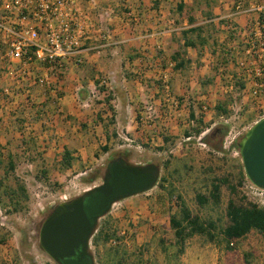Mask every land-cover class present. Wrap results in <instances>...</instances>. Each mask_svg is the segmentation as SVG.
Segmentation results:
<instances>
[{"label":"rangeland","instance_id":"1","mask_svg":"<svg viewBox=\"0 0 264 264\" xmlns=\"http://www.w3.org/2000/svg\"><path fill=\"white\" fill-rule=\"evenodd\" d=\"M109 4L115 13L109 46L101 55L109 58L96 56L97 65L106 63L105 70H96L91 62L44 89L31 85L39 72L11 75L0 65V264H57L40 248L44 220L56 205L102 185L108 163L120 157L134 165H159V183L163 178L168 182L165 188L157 184L112 205L91 240L94 264H264L262 234L252 231L232 242L230 249L219 230L229 224V200L244 206L257 201L246 188L250 181L242 178L246 173L239 150L218 152L210 145L201 147L194 138L186 140L187 132L194 133L192 111L207 123L214 122V128L229 126L238 142L264 117V93L253 94L257 87L249 74L248 54L234 53L241 67L226 55L249 37L252 29L247 27L258 21L264 0H110ZM191 26L205 27L208 44L190 48L184 57H190L192 64L176 69L172 55L184 41L183 30ZM253 30L255 37L263 38L264 47V36L257 27ZM233 72H245L249 81L242 100L230 102L234 110L226 122L216 117L214 109L218 101H230L227 96L238 97ZM7 87L10 95L5 93ZM65 148L76 159L70 169L59 162ZM9 154L16 164L12 173L6 171ZM215 177H228L237 193L232 195L224 185L220 205L202 207L196 197L209 195ZM18 183L25 187L23 196L14 194ZM177 195L193 215L216 221L219 227L216 242L195 236L180 258L175 256L170 224L179 209ZM16 200L21 201L17 211ZM104 228L116 236L95 245L94 238Z\"/></svg>","mask_w":264,"mask_h":264},{"label":"built area","instance_id":"2","mask_svg":"<svg viewBox=\"0 0 264 264\" xmlns=\"http://www.w3.org/2000/svg\"><path fill=\"white\" fill-rule=\"evenodd\" d=\"M109 1L0 0V65L11 75L20 72L33 76L37 71L40 75L32 77L31 85L55 87L57 79L61 82L65 74L91 63L93 56H101L109 46L115 13ZM129 16L136 21L131 13ZM5 93L10 95L9 87ZM208 132L210 129L186 140L194 138L201 147L208 148L203 141ZM237 140L238 134L230 129L224 150L233 148ZM246 188L250 196L257 198L255 203L264 208V189L250 182Z\"/></svg>","mask_w":264,"mask_h":264},{"label":"trees","instance_id":"3","mask_svg":"<svg viewBox=\"0 0 264 264\" xmlns=\"http://www.w3.org/2000/svg\"><path fill=\"white\" fill-rule=\"evenodd\" d=\"M264 10V9H263ZM261 10L260 17L257 22L251 24V26L247 27L248 30H251V33L249 37H247L244 42L240 43L237 47V49H230L226 52L228 54V58H234V53L237 54L238 52H244L248 54V57L250 58V64L252 65V68L249 70V74L251 77H253L254 80V88L257 87V94L264 93V47L261 45L262 37H255L256 33L253 30L255 27H257L260 31V36H264V12ZM194 19H190V24H194ZM225 23H229V21H225ZM235 27H238V25H235ZM205 27L201 26H191L188 29L183 30V43L179 44L178 49H176L172 55V59L176 62V69H184L188 65L192 64V59L184 57L185 55H188V50L191 49H198L200 46L203 47L204 45L208 44L207 37L204 36ZM195 34V35H191ZM234 39V38H233ZM215 43V42H214ZM213 43V44H214ZM217 46L218 43L216 42ZM244 46V47H243ZM234 50V52H233ZM215 55L217 54V51L215 50ZM223 60L224 59L223 57ZM228 60V59H227ZM230 61L225 63L224 67L226 65H229ZM241 67V63L236 61L235 64H237ZM224 63L222 62L221 65ZM243 64V63H242ZM217 70H220V66L217 68ZM245 70V69H243ZM246 72V71H245ZM245 72H233L231 75L234 80V87L236 90L239 91V95L234 96H227L231 97L230 101H218L217 105H215V113L216 117H223L225 119H229L232 116L233 110L229 108L230 102H233L234 104L240 102L242 100L241 93L244 92L247 88V81L246 80V73ZM98 84V81H97ZM262 85V88H259V86ZM256 94V95H257ZM240 104V103H239ZM111 110H113L111 108ZM115 116V115H114ZM98 118L100 116L98 115ZM111 120H114L113 118ZM190 121L191 123H194L195 126L193 127V132H187V137H200L202 136L208 129H210V132H208L204 137L203 141L206 142L208 145H210L214 150L218 152L225 151L223 148V143L226 135L229 133L230 127L225 125H220L216 128L213 127L214 122L207 123L204 120L203 115L198 116L194 111L190 114ZM107 139L111 140L112 135L110 136L107 132L106 134ZM164 141H168V138L164 137ZM0 144V149H1ZM234 148L238 149V141H236L233 145ZM103 150H108V147H102ZM2 155L0 152V167L3 166V161L1 159ZM60 165L64 169H70L73 167V164L75 162V158L73 157V151L71 149L65 148L64 152L59 157ZM168 162L166 165L168 166ZM15 162H14V156L12 154H9L8 156V164L6 171L8 173H12L15 170ZM46 171H43V174H45ZM242 178L245 179L246 176L244 173H242ZM168 182L166 178H163L161 180V183L157 181L155 185H159L160 188H165L164 183ZM154 185V186H155ZM224 185H227L230 188V191L232 195L237 193V187L233 184H231L230 179L227 178H213L211 180L210 184V190L209 195H206L204 193H199L196 197L197 202L200 206L204 207L209 203H213L214 205L218 206L220 205L222 201V187ZM154 186H149L146 189H143L141 191H137L134 194L146 192L149 189L153 188ZM3 187V183H0V191ZM19 191L20 193H18ZM20 194L25 195V187L18 183L17 190L14 191V194ZM171 197H175L174 192L171 191L170 193ZM2 194L0 193V205H1V198ZM176 204L179 207L178 213H175L170 217V224L171 228L175 232L176 237V247L177 251L175 253V256L180 258L183 254L186 252V247L192 238L195 236H202L207 238L211 242H216L218 235V224L216 221L210 220V221H203L199 216L193 215L190 208L186 205V203L183 201V198L180 195L176 196ZM21 206V201L16 200L14 205V210L17 211L18 207ZM226 216L229 220V224L226 227H222L220 230V233L223 236V240L227 243V247L231 248L232 242L236 240H241L246 238L252 231H257L260 234L264 236V208L259 206L258 204L251 203L248 206L239 205L236 203L235 200L231 199L228 202ZM114 236V233H111L107 230V228H104L100 231V233L94 238L95 245H99L100 241L108 242L110 239H112Z\"/></svg>","mask_w":264,"mask_h":264},{"label":"water","instance_id":"4","mask_svg":"<svg viewBox=\"0 0 264 264\" xmlns=\"http://www.w3.org/2000/svg\"><path fill=\"white\" fill-rule=\"evenodd\" d=\"M238 149L246 173V177L254 186L264 189V117L256 122L238 142ZM126 170L129 174L142 179H151L154 186L159 179L160 166L154 163L147 165L128 164ZM108 171L104 183L86 192L109 195L125 183L124 179ZM128 178V176H126ZM126 178V179H127ZM134 193H125L117 196L100 215L92 217L88 214L84 196L76 197L56 205L42 224L40 230V248L57 264H62L66 258L78 256L81 262L86 257L94 264L91 252V240L97 230L99 220L111 210V205L124 200ZM90 201V200H89ZM88 201V202H89Z\"/></svg>","mask_w":264,"mask_h":264},{"label":"flooded vegetation","instance_id":"5","mask_svg":"<svg viewBox=\"0 0 264 264\" xmlns=\"http://www.w3.org/2000/svg\"><path fill=\"white\" fill-rule=\"evenodd\" d=\"M128 164H130V163H128L122 157H120L118 159H113L108 163L105 175L108 171L112 174V176L110 178V182H112V180L114 179L115 174L120 176V178L124 179V181H125V183H122L121 186L117 187L112 194L104 195L101 193H92L90 195H86L87 191H85L80 195V196H84V202L87 205L86 210H87L88 214H90L92 217H95L96 215H100L101 213H103L105 211V209L110 207V203L112 201H114V199L117 196L125 194V193L130 194V193H135L137 191H141V190L145 189V187H147V185L151 184L152 178H150V179L148 178V180H147V179H142V178L135 177V176H132L131 174H129L126 170V167ZM105 175H104V177H105ZM126 176H128V178ZM103 183H104V178H103ZM95 187H97V186H95ZM80 196H77V197H80ZM112 205H111V207H112ZM39 235H40V233H39ZM62 264H92V263L87 257L85 259H83V261L80 262L78 260V256H75V257L64 259L62 261Z\"/></svg>","mask_w":264,"mask_h":264},{"label":"crops","instance_id":"6","mask_svg":"<svg viewBox=\"0 0 264 264\" xmlns=\"http://www.w3.org/2000/svg\"><path fill=\"white\" fill-rule=\"evenodd\" d=\"M115 24H117V23H115ZM102 60H107V58H109V57H107V56H105L104 55V57H100ZM100 58H98V57H96V56H93V61H92V63L96 66V70H100V71H103V70H105V68L107 67L106 66V63H103V64H100V65H97V64H99V62H98V59H100ZM98 62V63H97ZM97 63V64H96ZM101 66V67H100ZM70 106V105H69ZM117 115L115 114V117H116ZM138 122V121H137ZM206 122V121H205Z\"/></svg>","mask_w":264,"mask_h":264}]
</instances>
